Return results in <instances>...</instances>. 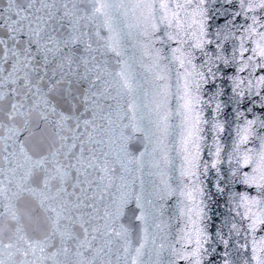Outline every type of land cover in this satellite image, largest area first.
Segmentation results:
<instances>
[{"label":"snow or ice","instance_id":"snow-or-ice-1","mask_svg":"<svg viewBox=\"0 0 264 264\" xmlns=\"http://www.w3.org/2000/svg\"><path fill=\"white\" fill-rule=\"evenodd\" d=\"M216 2L0 0V264H163L156 201L177 191L194 205L193 228L173 254L203 264L199 170L219 177L226 105L221 87L207 100L202 90L221 65L237 73L228 77L241 121L231 177L257 192L239 194L236 215L249 234L264 229V116L240 110L246 99L247 112L264 110V75H254L264 69V0H222L239 11L210 32L213 15H227L210 12ZM209 124L210 165L201 160ZM232 230L240 235L236 223ZM221 242L223 264H233ZM242 264H264V236Z\"/></svg>","mask_w":264,"mask_h":264},{"label":"water","instance_id":"water-1","mask_svg":"<svg viewBox=\"0 0 264 264\" xmlns=\"http://www.w3.org/2000/svg\"><path fill=\"white\" fill-rule=\"evenodd\" d=\"M234 3H238V0H234ZM207 6V5H206ZM227 12V15H213V19L209 21L210 32H215L217 28L223 27L225 23L231 19L232 14L235 11H239L238 7H232L228 5H223L222 0H217L215 4H212L210 7L211 13L216 12ZM236 24H244V18L241 16L235 22ZM239 35V33H237ZM175 46V45H173ZM249 49L252 47V44L249 42L245 45ZM233 48V42L229 41L227 44L228 54L231 55ZM214 50V46L212 49ZM248 55H251V52L245 53V59ZM258 59V58H257ZM199 63V61H197ZM250 70H246L244 73H240V76H247ZM235 66L232 68L225 69L222 65L220 66V72L218 73V78L210 84L204 85L202 90V96L205 100L209 99L212 94L216 91V88L219 86L223 89V94L220 97V100L226 105L218 119L225 123V131L220 134V141L223 145V151L221 153V164L219 165L220 173L219 179L218 174L215 169H212L210 166L207 171V175H204V169L201 166L200 180L201 187L203 189V195L198 199L202 201L203 216L199 221V226L203 228L204 232L207 235V243L204 244V248L207 249V255L203 259V264H223V254L226 251L223 243L221 242V237L229 240V246L227 251L229 253V259L233 261V264H242L245 254L250 258L251 256V247L252 240L255 238L257 241L260 237L264 236V229H257L254 234H249L247 232V221L241 220L240 216L236 215L237 211L243 212V209H237L236 204L239 203V194L246 193L250 196H256L257 192L255 189H249L246 185L239 182V180L234 181L231 177L232 168L236 165L229 164L228 162V153L232 151L233 139L235 136V127L236 124L241 121H236L235 114L233 112L234 105L231 103L232 97V83L228 79L230 76L236 75ZM255 76L264 75V69H257ZM173 85L175 84V79L172 80ZM174 90V89H173ZM264 94V93H262ZM256 103H259V98H255ZM173 107H175V102L173 101ZM252 105L246 99L241 105L240 110L245 112V116L248 119H251L253 115L264 116V110L259 108H254L252 113L247 112V109ZM214 107V104H213ZM205 118L211 120L212 111L211 108L205 107L204 112ZM173 123H178V121L173 120ZM205 142L204 147L201 152V160L207 161L209 165L211 164L212 156L209 155V145H212V132L210 131L211 125H205ZM251 145H249L250 147ZM214 147L212 151H214ZM174 156L175 153H172ZM177 166L179 165V160H176ZM244 171H251L250 168L244 169ZM171 180L169 183L173 189L180 187L177 181L179 175L178 172H170ZM157 183H159V178ZM219 182L220 187H223L225 191L220 193L217 191L216 185ZM162 187V185H161ZM233 193L236 196H233ZM183 201V203H181ZM157 205L162 207L159 211L155 213L158 223L161 224L162 231L155 232L154 229L150 231L155 232L157 235V242L159 243L162 239L166 247L161 253L160 260L163 264H169L170 261H174L175 264H187L185 260L179 259L176 255L173 254L172 249L174 248L176 252H183V244L186 243L184 239L185 233L192 230L193 225L189 223L187 209L193 207V203L189 202L186 198L181 197L177 191L172 196H166L163 200H157ZM184 210V215L181 216V210ZM193 219L195 215L193 213ZM236 223L240 229V235L237 236L232 230V224ZM247 245V247H239ZM149 244V248H151ZM190 250V248L188 249ZM145 260H148L149 257L146 255ZM153 261L157 260V257L153 253L151 255Z\"/></svg>","mask_w":264,"mask_h":264}]
</instances>
